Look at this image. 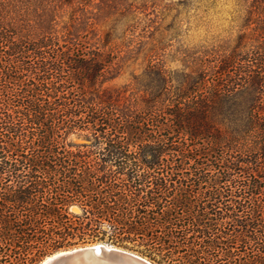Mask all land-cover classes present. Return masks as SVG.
I'll use <instances>...</instances> for the list:
<instances>
[{"label": "trees", "instance_id": "1", "mask_svg": "<svg viewBox=\"0 0 264 264\" xmlns=\"http://www.w3.org/2000/svg\"><path fill=\"white\" fill-rule=\"evenodd\" d=\"M109 2L0 0V264L93 241L264 264V0L230 49L175 84L150 57L135 88L111 83Z\"/></svg>", "mask_w": 264, "mask_h": 264}, {"label": "rangeland", "instance_id": "2", "mask_svg": "<svg viewBox=\"0 0 264 264\" xmlns=\"http://www.w3.org/2000/svg\"><path fill=\"white\" fill-rule=\"evenodd\" d=\"M250 1L110 0L105 5L109 16L102 29L111 30V41L121 46L120 55L125 60L121 74L111 83L135 88L134 77L146 73L150 57L152 62L164 65L171 84L177 83L182 74L190 71L193 59L207 51L230 49L237 43L239 33L249 28L251 18L257 15L251 11ZM67 141L85 140L71 134ZM95 242L101 241L76 245ZM76 245L53 249L37 264L60 249Z\"/></svg>", "mask_w": 264, "mask_h": 264}, {"label": "water", "instance_id": "3", "mask_svg": "<svg viewBox=\"0 0 264 264\" xmlns=\"http://www.w3.org/2000/svg\"><path fill=\"white\" fill-rule=\"evenodd\" d=\"M39 264H155L139 253L106 242L60 249Z\"/></svg>", "mask_w": 264, "mask_h": 264}, {"label": "bare ground", "instance_id": "4", "mask_svg": "<svg viewBox=\"0 0 264 264\" xmlns=\"http://www.w3.org/2000/svg\"><path fill=\"white\" fill-rule=\"evenodd\" d=\"M48 257V256H47ZM47 257H45V258H47Z\"/></svg>", "mask_w": 264, "mask_h": 264}]
</instances>
